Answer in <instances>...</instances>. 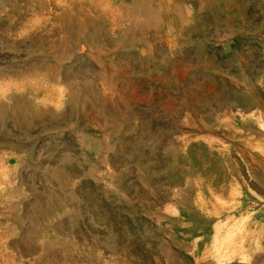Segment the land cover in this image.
Segmentation results:
<instances>
[{"label": "rangeland", "instance_id": "374dc122", "mask_svg": "<svg viewBox=\"0 0 264 264\" xmlns=\"http://www.w3.org/2000/svg\"><path fill=\"white\" fill-rule=\"evenodd\" d=\"M0 264H264V0H0Z\"/></svg>", "mask_w": 264, "mask_h": 264}]
</instances>
